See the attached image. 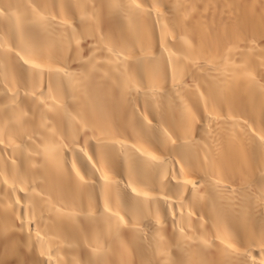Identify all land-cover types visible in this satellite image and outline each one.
<instances>
[{
	"label": "bare ground",
	"instance_id": "1",
	"mask_svg": "<svg viewBox=\"0 0 264 264\" xmlns=\"http://www.w3.org/2000/svg\"><path fill=\"white\" fill-rule=\"evenodd\" d=\"M0 264H264V0H0Z\"/></svg>",
	"mask_w": 264,
	"mask_h": 264
}]
</instances>
